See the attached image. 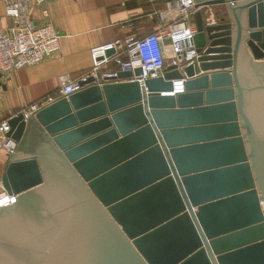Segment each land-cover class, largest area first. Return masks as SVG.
<instances>
[{
  "label": "water",
  "instance_id": "water-1",
  "mask_svg": "<svg viewBox=\"0 0 264 264\" xmlns=\"http://www.w3.org/2000/svg\"><path fill=\"white\" fill-rule=\"evenodd\" d=\"M193 3L191 61L13 112L0 264H264V0Z\"/></svg>",
  "mask_w": 264,
  "mask_h": 264
},
{
  "label": "crops",
  "instance_id": "crops-1",
  "mask_svg": "<svg viewBox=\"0 0 264 264\" xmlns=\"http://www.w3.org/2000/svg\"><path fill=\"white\" fill-rule=\"evenodd\" d=\"M166 3L167 0H53L43 7L32 8L29 19L37 25L50 22L58 32L61 48L44 62L13 73L9 80H1L6 89H0V119L10 118L14 111L29 113L34 103L56 97L60 77L80 81L89 75L93 69L91 51L95 47L129 38L140 40L168 25L195 29L193 15L164 21L162 12ZM44 8L48 17L42 14ZM223 9L224 6L217 5L201 11L206 21L211 14L215 20ZM9 25L10 19L4 14V3L0 0V28ZM116 51L123 57V44L117 46ZM110 66L112 64L105 68ZM10 155L0 151V177Z\"/></svg>",
  "mask_w": 264,
  "mask_h": 264
},
{
  "label": "built area",
  "instance_id": "built-area-1",
  "mask_svg": "<svg viewBox=\"0 0 264 264\" xmlns=\"http://www.w3.org/2000/svg\"><path fill=\"white\" fill-rule=\"evenodd\" d=\"M4 3V14L10 19V25L0 28V75L1 79L9 80L11 75L23 68L38 65L60 51V37L53 25L48 22L37 25L29 19L32 8H40L53 0H1ZM193 0H167L166 9L162 12V19L170 20L186 19L195 12ZM42 14L48 17L46 8ZM196 29L191 27L178 28L168 25L160 32L152 33L140 40L129 38L123 42L118 41L112 45L95 47L92 49L93 69L88 77L94 79V83H118L131 79H120L119 73L141 69L143 75L133 77L143 84L147 78H154L161 74L169 65L179 62L178 57L186 52V61H191L192 38ZM165 38L168 43L165 44ZM123 44L124 55L118 54L116 47ZM114 49V54L107 56L106 52ZM170 61V63H168ZM112 64L109 68H105ZM79 81H71L67 77L59 78V86L56 97H47L44 101L30 106L32 114L45 105L59 98H67L80 90ZM183 90V82H175ZM1 103V95H0ZM1 114V113H0ZM9 118L0 119V151L13 154L17 150V143L8 136L10 126ZM13 193L7 192L0 181V208L16 202Z\"/></svg>",
  "mask_w": 264,
  "mask_h": 264
},
{
  "label": "bare ground",
  "instance_id": "bare-ground-1",
  "mask_svg": "<svg viewBox=\"0 0 264 264\" xmlns=\"http://www.w3.org/2000/svg\"><path fill=\"white\" fill-rule=\"evenodd\" d=\"M175 89H176V90H179V89H180V85L175 86Z\"/></svg>",
  "mask_w": 264,
  "mask_h": 264
},
{
  "label": "rangeland",
  "instance_id": "rangeland-1",
  "mask_svg": "<svg viewBox=\"0 0 264 264\" xmlns=\"http://www.w3.org/2000/svg\"><path fill=\"white\" fill-rule=\"evenodd\" d=\"M168 63H170V61H168Z\"/></svg>",
  "mask_w": 264,
  "mask_h": 264
},
{
  "label": "flooded vegetation",
  "instance_id": "flooded-vegetation-1",
  "mask_svg": "<svg viewBox=\"0 0 264 264\" xmlns=\"http://www.w3.org/2000/svg\"><path fill=\"white\" fill-rule=\"evenodd\" d=\"M35 144V143H34Z\"/></svg>",
  "mask_w": 264,
  "mask_h": 264
}]
</instances>
